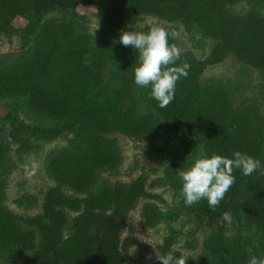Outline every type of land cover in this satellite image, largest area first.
Returning a JSON list of instances; mask_svg holds the SVG:
<instances>
[{
	"label": "trees",
	"instance_id": "obj_1",
	"mask_svg": "<svg viewBox=\"0 0 264 264\" xmlns=\"http://www.w3.org/2000/svg\"><path fill=\"white\" fill-rule=\"evenodd\" d=\"M240 2L250 9L234 11L232 6ZM261 6L264 0H0V31L34 38L29 54L20 61L0 63V98L19 100L50 123L27 125L12 118L13 130L0 127V259L26 256L24 264H132L129 257L140 240L125 235L128 215L142 198L155 197L147 190V176L106 183L95 193L91 190L103 170H116L122 163L112 134L142 139L154 136L160 127L185 146L184 153L171 146L175 160L166 168L178 213L203 220L222 219L228 212L239 225L255 232V237L213 232L204 242L205 253L186 264H247L249 247L258 258L264 257V174L257 170L244 176L234 170L236 182L215 211L206 199L186 205L178 174L198 157L231 158L237 150L264 165L259 110L234 106L228 86L203 79L208 66L228 55L264 69ZM54 9L70 12L72 19L43 22L45 12ZM128 14L180 23L187 32L196 29L214 41L204 59L192 50L180 52L176 66L187 62L190 68L188 76L177 81L175 98L167 108L161 109L150 96L151 86L134 83L137 50L113 43L122 31H132ZM88 16L97 18L101 27L96 43L79 29V21ZM150 27L159 26H149L144 33ZM169 44L175 45V39L169 37ZM58 138H66L69 146L55 151L47 164L56 186L45 193L39 213L17 214L6 205L12 171L8 156L14 151L21 160L36 148V141ZM158 159L170 161L168 156ZM26 201L31 200L22 198L18 204L30 206ZM143 217L154 226L164 213L149 203ZM175 237H165L160 254L169 253Z\"/></svg>",
	"mask_w": 264,
	"mask_h": 264
},
{
	"label": "rangeland",
	"instance_id": "obj_2",
	"mask_svg": "<svg viewBox=\"0 0 264 264\" xmlns=\"http://www.w3.org/2000/svg\"><path fill=\"white\" fill-rule=\"evenodd\" d=\"M232 9L244 13L250 9V5L240 2L232 6ZM258 10L264 14V6ZM68 19H72L70 12L54 9L45 12L43 22ZM126 22L133 32H145L147 27L153 25L163 27L169 32L175 31L179 34L175 39V46L180 52L192 50L201 59L207 57L214 44L212 39L203 36L199 30L187 32L180 23H170L155 16L128 14ZM79 29L86 32L93 43L97 42L101 34V27L94 16L79 21ZM33 42V37L0 31V63L8 66L20 61L29 54ZM203 79L216 80L228 86L234 96V106L247 105L257 108L263 119L261 128L264 138V69L250 66L239 61L234 55H228L221 63L208 66L203 73ZM12 118L27 125L36 123L50 125L49 121L40 119L21 101L0 98V127L13 130ZM110 137L117 140L122 163L116 170H103L91 193L98 192L106 183L131 181L140 174H145L148 178L147 190L155 196L142 198L137 208L128 215L125 235L133 234L140 240L131 251L130 263L158 261L155 258L156 252L160 254V245L167 236H176V243L169 253L174 256L184 255L188 257L187 260H197L205 253L204 242L213 232H223L228 237L237 235L255 237L254 229L239 225L232 216L230 221L212 218L200 220L178 213L175 208V187L166 177V168L175 160L171 146L175 149L181 148L183 153L185 151L184 144L176 139L175 134L168 133L160 127L154 136L148 138L136 139L121 133L112 134ZM35 143L36 148L23 159H18L14 151L7 158V164L12 171L8 176L6 205L20 215H35L41 211L45 193L57 184L47 172L49 158L55 151L69 146L66 138ZM158 156H168L170 161L161 162ZM184 170L187 169H180L178 174ZM162 179L164 183H157ZM22 198L31 200L26 201L31 202V205L26 207L18 204ZM149 203L156 205L159 211L164 213L162 220L154 226H149L143 217V208ZM175 214L176 218H173ZM74 215L76 213H72V216ZM147 254H152V260L145 259ZM25 258L26 256L17 259L4 257L0 259V264H24Z\"/></svg>",
	"mask_w": 264,
	"mask_h": 264
},
{
	"label": "clouds",
	"instance_id": "obj_3",
	"mask_svg": "<svg viewBox=\"0 0 264 264\" xmlns=\"http://www.w3.org/2000/svg\"><path fill=\"white\" fill-rule=\"evenodd\" d=\"M178 35L163 27H150L147 33L124 30L118 41H113L114 44L120 43L137 50L134 83L142 88L151 86L150 96L158 102L161 109L173 102L176 83L181 77L188 76L190 68L187 62L176 66L181 53L174 44H169V37L176 39ZM237 169L244 176H251L257 170L264 174V165L259 159L239 150L234 151L231 158L220 154L196 158L191 167L179 173L182 180L180 195L184 203L192 206L206 199L209 208L215 211L235 184L236 177L233 173ZM222 219L230 221V213L224 212ZM247 252V264H264V257L258 258L251 247ZM152 258V254L145 257L146 260ZM155 258L160 264H186L188 257L156 252Z\"/></svg>",
	"mask_w": 264,
	"mask_h": 264
}]
</instances>
